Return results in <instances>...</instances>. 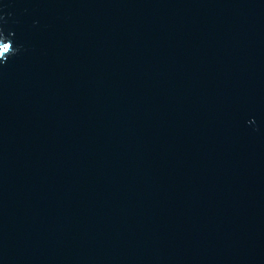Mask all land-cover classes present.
<instances>
[{
	"label": "water",
	"instance_id": "obj_1",
	"mask_svg": "<svg viewBox=\"0 0 264 264\" xmlns=\"http://www.w3.org/2000/svg\"><path fill=\"white\" fill-rule=\"evenodd\" d=\"M0 264H264V0H0Z\"/></svg>",
	"mask_w": 264,
	"mask_h": 264
},
{
	"label": "snow or ice",
	"instance_id": "obj_2",
	"mask_svg": "<svg viewBox=\"0 0 264 264\" xmlns=\"http://www.w3.org/2000/svg\"><path fill=\"white\" fill-rule=\"evenodd\" d=\"M5 51H7L8 50V48H7V46H5V49H4Z\"/></svg>",
	"mask_w": 264,
	"mask_h": 264
}]
</instances>
